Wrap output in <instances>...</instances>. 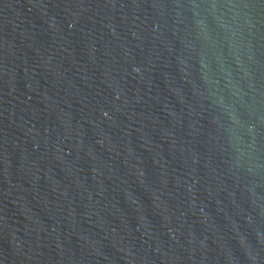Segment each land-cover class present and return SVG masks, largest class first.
<instances>
[{
	"label": "water",
	"instance_id": "95a60500",
	"mask_svg": "<svg viewBox=\"0 0 264 264\" xmlns=\"http://www.w3.org/2000/svg\"><path fill=\"white\" fill-rule=\"evenodd\" d=\"M0 264H264V0H0Z\"/></svg>",
	"mask_w": 264,
	"mask_h": 264
}]
</instances>
